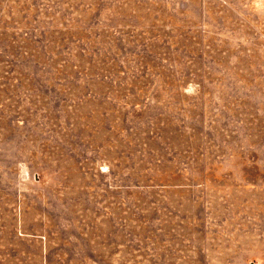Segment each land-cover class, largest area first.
<instances>
[{"label":"rangeland","instance_id":"374dc122","mask_svg":"<svg viewBox=\"0 0 264 264\" xmlns=\"http://www.w3.org/2000/svg\"><path fill=\"white\" fill-rule=\"evenodd\" d=\"M0 264H264V0H0Z\"/></svg>","mask_w":264,"mask_h":264}]
</instances>
